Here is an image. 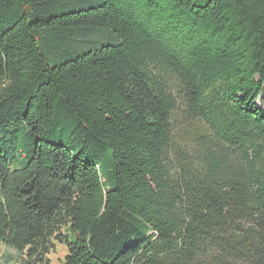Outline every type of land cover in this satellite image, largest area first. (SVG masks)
Masks as SVG:
<instances>
[{
  "label": "trees",
  "instance_id": "obj_1",
  "mask_svg": "<svg viewBox=\"0 0 264 264\" xmlns=\"http://www.w3.org/2000/svg\"><path fill=\"white\" fill-rule=\"evenodd\" d=\"M259 98L264 0H0V243L264 264Z\"/></svg>",
  "mask_w": 264,
  "mask_h": 264
},
{
  "label": "rangeland",
  "instance_id": "obj_2",
  "mask_svg": "<svg viewBox=\"0 0 264 264\" xmlns=\"http://www.w3.org/2000/svg\"><path fill=\"white\" fill-rule=\"evenodd\" d=\"M257 104L264 108V102L261 98L257 101ZM204 127L198 121H192L185 118L183 113L176 114L173 120L172 139L181 140L186 136H191L197 131H202ZM70 235L73 237L74 233L70 230ZM14 248L0 243V264H22L20 260L21 256ZM67 255V247L65 244L56 242V249L49 255V261L40 264H62Z\"/></svg>",
  "mask_w": 264,
  "mask_h": 264
}]
</instances>
